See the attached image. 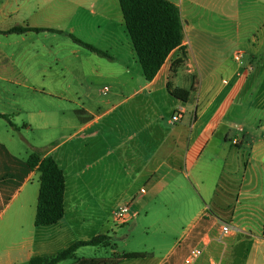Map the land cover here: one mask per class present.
Here are the masks:
<instances>
[{"label": "crops", "instance_id": "1", "mask_svg": "<svg viewBox=\"0 0 264 264\" xmlns=\"http://www.w3.org/2000/svg\"><path fill=\"white\" fill-rule=\"evenodd\" d=\"M168 1L180 8L187 58L174 68L181 55L175 50L149 82L119 0H0V31L43 30L0 34V115L9 116H0V128L30 146L20 150L14 134L8 142L0 139V264H28L98 235L110 237L108 246L97 247L111 248L112 255L145 254L120 264H183L207 238L206 256L221 264H264V0ZM169 88L192 89L188 102ZM109 92L116 104L99 100ZM161 104L182 119L164 124ZM105 120L109 136H118L115 148L80 165V149L102 136L98 125ZM35 127L57 132L45 152L22 135ZM33 152L53 157L65 174L66 212L52 226L35 225L41 174L27 165ZM187 186L200 197L203 213L168 254L119 252L112 245L124 227L131 235L148 230L140 219L147 189L172 188L174 194ZM118 199L122 204L107 209ZM122 206L130 207L125 225L114 216ZM223 224L232 234L220 243ZM89 247L71 260L89 259L78 256Z\"/></svg>", "mask_w": 264, "mask_h": 264}, {"label": "trees", "instance_id": "2", "mask_svg": "<svg viewBox=\"0 0 264 264\" xmlns=\"http://www.w3.org/2000/svg\"><path fill=\"white\" fill-rule=\"evenodd\" d=\"M126 28L131 38L138 61L147 81H153L170 55L177 49L180 57L173 67H180L187 58L183 47L184 25L180 8L168 0H119ZM29 30L37 32L42 29L16 27L0 34H22ZM73 40L84 48L107 56L101 50L72 36ZM170 93L176 99L188 102L191 90L173 89ZM2 116V115H0ZM9 120V116H2ZM27 165L31 170L37 169L41 174V186L38 198L35 225L37 227L52 226L60 222L66 212L65 193L66 178L57 161L51 157H42L33 152ZM110 237L98 235L89 241H77L68 248L53 256H36L28 264H60L75 258L77 250L85 246H108ZM143 253H125L110 258L77 259L72 264H120L126 259L143 258Z\"/></svg>", "mask_w": 264, "mask_h": 264}, {"label": "rangeland", "instance_id": "3", "mask_svg": "<svg viewBox=\"0 0 264 264\" xmlns=\"http://www.w3.org/2000/svg\"><path fill=\"white\" fill-rule=\"evenodd\" d=\"M195 84L196 80L192 79V86L194 87ZM110 95L111 93L109 92L106 96L99 98V100H102L104 98L112 99V101L114 100V104H116L119 99L115 97H108ZM168 99H171V97H168ZM192 105L193 101H191V105H189L188 107L191 108ZM161 107L162 104L158 109L159 119L164 124H167L171 120L173 114L171 113L170 109L165 108L164 105L162 108ZM152 112L153 111H149L148 115L152 114ZM146 115L147 113L144 114V117ZM174 115H176V113H174ZM114 116H117V114H115ZM146 121L147 120H145L144 118L143 122L146 123ZM113 126L118 125L114 123ZM109 128L110 125L106 123V120L98 125V130L101 131L102 136L95 142H92L89 148L83 147V149H80V165H83L81 164V162L83 163L88 159H90L91 161L97 160L104 156L107 150H112L115 148L118 142V136L110 137L108 132L106 131ZM112 128H114L113 133L120 132L119 127ZM54 133L57 136V132L55 131V129L40 130L38 129V127H35L31 131H28L27 134L23 133L22 135L25 136L30 142H35L33 144L34 146H36L38 153H42L51 148L48 142L54 141ZM13 134V142H15L17 146H19L20 150L22 148L24 150H30L29 145L22 146V142H20L22 141L20 134L14 132L10 128L8 129L7 133L6 127L4 125L2 128H0L1 140L8 142V138H12ZM110 134L112 133L110 132ZM12 148L14 152H19L16 147ZM110 161L108 158H106L104 162L108 163ZM117 169V167L112 168L110 172H114ZM97 170L99 171V174H102L101 168H97ZM99 180L101 179L99 178ZM181 182H184L183 178H181ZM183 185L186 186V182L183 183ZM142 197H144L142 204L146 207L141 213V226L147 227L148 230H141L140 234L131 235L132 228L130 226L124 227L123 230H119L117 235H113L111 243L113 246L117 247L119 252H153L158 257L165 256L166 254H168L169 249L173 247L177 242H181L189 232V230L192 228V226L199 221V212L203 213L202 210L204 204L201 203L200 197L195 193L194 190H192L191 186H187V188L181 187L174 194H172V188H168L166 190L158 192L157 194H155L150 189H147V193ZM118 204H122L121 202H119V199L116 202L112 201L107 204V209L117 208L116 206ZM210 212L211 211L209 210L204 211V213ZM104 213L106 214V218L109 223L108 226H113L114 216H112L108 210L104 211ZM111 253L112 251L109 247H89L88 249L86 248L80 250L78 256L89 259H99L113 257ZM73 262L74 261L72 260H67L60 264H72Z\"/></svg>", "mask_w": 264, "mask_h": 264}, {"label": "built area", "instance_id": "4", "mask_svg": "<svg viewBox=\"0 0 264 264\" xmlns=\"http://www.w3.org/2000/svg\"><path fill=\"white\" fill-rule=\"evenodd\" d=\"M243 57L242 52H238L235 55L236 61H241ZM182 119V113H178L174 115L171 118V123L175 124L179 122ZM234 143H237L234 142ZM115 221L119 225H125L131 220V214H130V207L129 206H122L120 207L114 214ZM232 234V228L229 224H223L220 235L218 237V241L220 243H225L227 239ZM208 238L202 241V244L196 247H193L188 252L187 256L185 257L183 264H221L222 259H214V258H208L206 256V246L208 244Z\"/></svg>", "mask_w": 264, "mask_h": 264}]
</instances>
